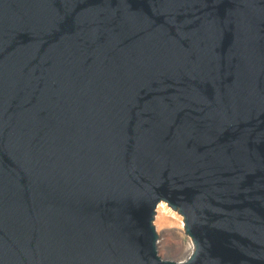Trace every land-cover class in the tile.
Returning <instances> with one entry per match:
<instances>
[{
  "label": "water",
  "instance_id": "95a60500",
  "mask_svg": "<svg viewBox=\"0 0 264 264\" xmlns=\"http://www.w3.org/2000/svg\"><path fill=\"white\" fill-rule=\"evenodd\" d=\"M0 264H264V0H0Z\"/></svg>",
  "mask_w": 264,
  "mask_h": 264
},
{
  "label": "rangeland",
  "instance_id": "374dc122",
  "mask_svg": "<svg viewBox=\"0 0 264 264\" xmlns=\"http://www.w3.org/2000/svg\"><path fill=\"white\" fill-rule=\"evenodd\" d=\"M171 211H174V210L171 208ZM175 212L176 211H174L173 214H171V215H169L171 212L168 215H164V214H159L160 212L157 211V215H156L154 224H155V226L157 228V231H158V233L160 235V243H159L160 255L163 258H168V259H172V260H175V261H182V260L186 259L187 257L183 258V259H179L177 257V254L182 249L181 241L183 242V244H186L188 242V240L191 239L186 234V232L181 234V236L176 237V239L174 238V241L176 242V244H175V248H174L173 253L172 254L170 253V255L167 254L166 250L162 247V244H161L162 243L161 242L162 238H164V237H165L164 239L166 241H168V242H170L171 239H173V238H171V236H169V235H171L170 229L174 228V226L177 228V225L179 224L178 221H180L181 218L183 219V217L177 212L175 214L176 215V217H175V215H174ZM172 222H173V224H172ZM165 231H166V233H164Z\"/></svg>",
  "mask_w": 264,
  "mask_h": 264
},
{
  "label": "bare ground",
  "instance_id": "6f19581e",
  "mask_svg": "<svg viewBox=\"0 0 264 264\" xmlns=\"http://www.w3.org/2000/svg\"><path fill=\"white\" fill-rule=\"evenodd\" d=\"M160 213L159 214H164V215H168L170 212V214L169 215H171V214H173V212L174 211H171V207L167 204V203H165V202H162L160 205H159V207H158V209H157ZM176 214V212L174 213V215ZM175 217H176V215H175ZM181 217V216H180ZM165 218V217H164ZM178 225H177V228L174 226V228H172V229H170V232H171V235H169V236H171V238H173V239H171V241L170 242H168V241H166L164 238H162V247L166 250V252H167V254H169L170 255V253L172 254L173 253V251H174V248H175V244H176V242L174 241V238L176 239V237H179V236H181V234H183V233H185V223H184V221H183V219L181 218L180 219V221H178ZM172 224H173V222H172ZM171 228V227H170ZM164 233H166V231L164 232ZM167 235V236H168ZM164 236V235H163ZM181 245H182V249H181V251L180 252H178V254H177V257L179 258V259H183V258H186V257H188L191 253H192V251H193V246H194V244H193V241H192V239H189L188 240V242L186 243V244H183V242L181 241ZM174 255V254H173ZM172 256V255H171Z\"/></svg>",
  "mask_w": 264,
  "mask_h": 264
},
{
  "label": "built area",
  "instance_id": "2783aa9c",
  "mask_svg": "<svg viewBox=\"0 0 264 264\" xmlns=\"http://www.w3.org/2000/svg\"><path fill=\"white\" fill-rule=\"evenodd\" d=\"M159 207V206H158ZM158 211V210H157Z\"/></svg>",
  "mask_w": 264,
  "mask_h": 264
}]
</instances>
